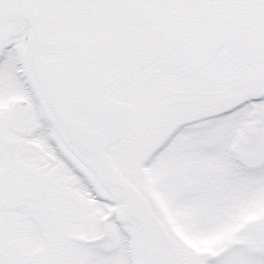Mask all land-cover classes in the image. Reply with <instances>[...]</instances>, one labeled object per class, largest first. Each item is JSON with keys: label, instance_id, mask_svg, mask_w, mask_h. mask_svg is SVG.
<instances>
[{"label": "snow or ice", "instance_id": "1", "mask_svg": "<svg viewBox=\"0 0 264 264\" xmlns=\"http://www.w3.org/2000/svg\"><path fill=\"white\" fill-rule=\"evenodd\" d=\"M0 264H264V0H0Z\"/></svg>", "mask_w": 264, "mask_h": 264}, {"label": "rangeland", "instance_id": "2", "mask_svg": "<svg viewBox=\"0 0 264 264\" xmlns=\"http://www.w3.org/2000/svg\"><path fill=\"white\" fill-rule=\"evenodd\" d=\"M192 242L196 245V247L199 246L198 243H197L196 241H192Z\"/></svg>", "mask_w": 264, "mask_h": 264}, {"label": "water", "instance_id": "3", "mask_svg": "<svg viewBox=\"0 0 264 264\" xmlns=\"http://www.w3.org/2000/svg\"><path fill=\"white\" fill-rule=\"evenodd\" d=\"M193 247H195L190 241H188Z\"/></svg>", "mask_w": 264, "mask_h": 264}]
</instances>
